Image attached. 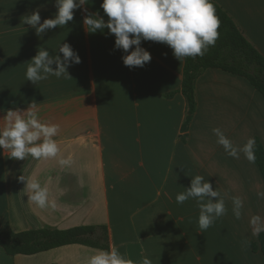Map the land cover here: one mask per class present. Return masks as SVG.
Returning a JSON list of instances; mask_svg holds the SVG:
<instances>
[{
	"label": "crops",
	"instance_id": "0c3cea01",
	"mask_svg": "<svg viewBox=\"0 0 264 264\" xmlns=\"http://www.w3.org/2000/svg\"><path fill=\"white\" fill-rule=\"evenodd\" d=\"M211 1L264 56V0ZM54 2L0 0V130L8 110H27L32 103L42 123L60 126L53 138L57 158L13 160L0 149V232L106 227L110 247L134 264L145 257L151 264H264V232L253 236L249 223L253 216L264 218V199L257 195L264 192V177L242 152L239 158L227 155L213 133L221 129L238 148L249 138L264 147V97L243 77L205 71L196 82L197 110L184 140L185 60L165 44L142 41L152 59L130 69L122 62L126 53L114 50V35L107 29L88 33L79 9L65 27L37 36L23 17L39 9L43 23L54 17ZM101 3L90 0L85 7L103 16ZM63 43L81 59L68 68L70 77L27 81V63L38 49L63 58ZM69 157L70 166L58 163ZM21 175L49 189V207L28 201ZM196 175L221 193L227 209L204 232L196 201L175 200ZM235 196L243 200L239 220L232 211ZM95 250L70 245L12 257L0 247V264H86Z\"/></svg>",
	"mask_w": 264,
	"mask_h": 264
},
{
	"label": "clouds",
	"instance_id": "9594fccd",
	"mask_svg": "<svg viewBox=\"0 0 264 264\" xmlns=\"http://www.w3.org/2000/svg\"><path fill=\"white\" fill-rule=\"evenodd\" d=\"M89 3L90 0H55L54 7L57 11L53 18L44 19L41 23L40 11L37 9L25 15L23 23L34 29L37 36L42 37L50 30L65 27L73 21L75 10H82L85 30L95 34L98 31L103 33L107 29V35H114V50L126 53L122 56V62L130 69L143 68L152 59L151 54L141 47L142 41L167 45L173 56L180 61L189 57H202L219 38L220 20L211 0H102L100 9L103 10V16L99 10L90 12L85 7ZM58 53H62L63 58L58 54L50 55L48 50L39 48L34 58L27 63L26 80L35 84L49 76L58 79L70 77L68 68L81 63V59L68 43L61 44ZM2 120L6 124L0 130V149L7 150L10 159L24 161L28 156L36 160L58 157L60 149L53 138L59 133L60 126L42 123L35 103L29 105L27 110H8ZM213 133L217 137V144L223 147L227 155L239 158L242 152L247 160H255L254 138H249L238 148L221 129L214 128ZM58 163L61 166H70L73 161L70 157L60 158ZM19 180L25 183L28 201L40 209L49 207V189L46 186H42L35 178L26 180L22 175ZM257 195L264 199V192ZM231 199L233 215L239 220L243 200L238 196ZM175 200L178 205L188 200L196 201L199 207L198 227L201 232L210 228L227 212L221 193L213 190L212 184L201 175L191 178L190 186L178 193ZM249 223L253 236L258 237L264 232V218L261 216H253ZM244 243L247 244V240ZM95 251L96 254L88 257L86 264H134L115 246L108 250ZM142 264H151V261L145 257Z\"/></svg>",
	"mask_w": 264,
	"mask_h": 264
},
{
	"label": "trees",
	"instance_id": "16d2710c",
	"mask_svg": "<svg viewBox=\"0 0 264 264\" xmlns=\"http://www.w3.org/2000/svg\"><path fill=\"white\" fill-rule=\"evenodd\" d=\"M220 20L219 38L202 57L184 58V78L181 92L187 103L183 139L197 110L196 82L209 69H218L245 78L264 97V56L243 36L232 18L215 2L211 1ZM174 93L169 94L172 97ZM255 161L264 177V147L256 140ZM264 254V235L259 236ZM82 245L94 249H110L106 227H77L69 230H29L24 232H0V247L9 256H33L57 248ZM256 252L258 247L252 244Z\"/></svg>",
	"mask_w": 264,
	"mask_h": 264
}]
</instances>
